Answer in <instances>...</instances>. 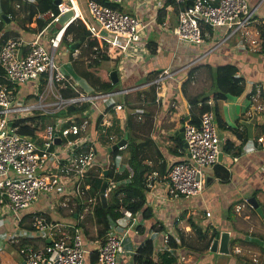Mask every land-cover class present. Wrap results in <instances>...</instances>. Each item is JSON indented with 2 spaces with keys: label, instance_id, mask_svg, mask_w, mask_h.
Returning <instances> with one entry per match:
<instances>
[{
  "label": "crops",
  "instance_id": "obj_1",
  "mask_svg": "<svg viewBox=\"0 0 264 264\" xmlns=\"http://www.w3.org/2000/svg\"><path fill=\"white\" fill-rule=\"evenodd\" d=\"M85 1L81 0L82 7L78 6L82 17L84 16L82 12L87 14L88 11L83 3ZM137 2L138 0H123L119 7L125 11H137L144 20L156 15L153 27L148 30L145 49H141V52H131L130 46L118 49L105 43L102 46V53L94 56L102 67L104 66L101 61L109 63L108 72L116 69L117 80L116 83L113 82L115 85L112 90L134 87L128 94L117 93L112 96L111 101L124 103L123 108L115 109L109 106L108 109L109 113H118L117 110L124 112V115L118 118L119 126H123L127 114L131 116L129 134L140 162V170L143 171L142 183L151 171H156L157 176H161V181L154 186L143 188L145 203L152 212L150 217L143 218L140 212H136V220L132 225L127 224L126 220L121 224L111 222L109 228L120 234L129 227L123 235V252L118 256L116 264H134L133 254L145 239L152 240L153 254L156 257L158 252L166 248L165 234L177 238V231L183 232L184 239L191 247L178 246L172 249L175 264H240L239 260L237 262L240 256L247 258L244 259L245 264H258L264 246V25L260 22L261 18H264V0H248L250 7L254 9V19L248 26L246 35L238 33L236 37L224 40H221V35L219 37L211 35L204 37L203 43L198 45L176 41L171 30L175 25V10L170 5L165 8L160 18V20L169 18L167 21L170 28L161 29L157 22L160 21L158 11L156 12L153 3L143 2L138 5ZM18 3L17 0L11 2L15 15L11 21H5L3 30L10 28L18 34H24L26 38H31L32 32L15 28L19 25H32L30 26L32 28L36 24L34 19L31 22H24L26 13ZM18 15L22 19L19 17L16 22L15 17ZM46 32L40 37L43 42L46 41V36L51 34L52 27ZM250 40L255 42L251 43ZM74 43V47H71ZM74 43L68 47L61 45L55 52L58 55L56 61L69 77L77 80L79 89L95 88L90 81L92 77L86 74V70L93 74L96 72L87 66L79 68L76 72L74 60L69 59V50L76 46L81 47L77 42ZM152 47L154 52H151ZM226 62L237 65L238 74L244 77L245 84L242 94H229L226 98L216 101L218 115L223 125L218 126L222 139L221 159L212 167L203 170L204 188L200 194L170 197L165 193L166 183L162 178L173 162L185 157L182 141L181 147L177 146V138L180 139L177 130L193 108L188 106L190 104L188 99L196 94H208L209 105L212 106L214 100L210 95L211 79L208 88L204 89L200 86L203 80L201 75L208 71L207 64L216 66ZM66 63L74 70L70 71L71 68L68 67L65 70L63 66ZM160 73L162 76L157 79ZM152 86L151 92L149 88ZM19 91V95L25 97L30 93V88L22 86L19 87ZM109 101L106 99L104 104ZM72 106L69 104L62 107L58 113L67 115L64 110L75 111ZM52 117L51 121L55 119V113ZM94 119L95 114L91 112L88 131L91 138L95 139L97 164L92 165L89 173L103 171L107 166L106 162L108 165L111 162L121 163L128 172L126 179H129L133 169L127 164L128 153L121 152L127 147L116 149V152L111 154L112 150H107V141H100L96 134ZM129 140V137H126V142ZM225 143L226 147L223 148ZM254 192L263 214H259L246 201ZM88 195H93L90 189ZM44 197L51 196L44 194L25 212L29 210L43 212L52 220L79 225L90 249L86 257L90 262L91 255L95 254V247L104 237L96 235L99 225L94 222L91 211L95 202L91 207L87 206V209L78 213L77 208L85 202L71 198L67 207L57 208L53 212L47 208L48 200ZM4 215H6L4 223L0 222V264H17L21 262V257L15 243L8 242L12 236L10 232L13 229L12 215L7 213ZM86 222H89L90 232L86 229ZM195 225L206 229L207 235L212 229L227 230L229 252H212L209 249L199 251L197 248L202 246L203 240L196 238L193 231ZM18 226L22 230L29 228L28 219H24L23 224L20 223ZM138 227L143 228L142 231ZM18 239L19 241L25 239L27 243L32 241L35 245L41 244L40 239L35 240L23 234H19ZM4 250L9 251L10 255L6 254V251L3 252Z\"/></svg>",
  "mask_w": 264,
  "mask_h": 264
},
{
  "label": "built area",
  "instance_id": "obj_2",
  "mask_svg": "<svg viewBox=\"0 0 264 264\" xmlns=\"http://www.w3.org/2000/svg\"><path fill=\"white\" fill-rule=\"evenodd\" d=\"M106 1L108 4L86 0L89 18H83L76 0H60L55 3L56 12L47 9L35 14L34 21L42 19L45 24L41 29L32 31L31 38L19 34L6 38L0 45V67L7 81L0 84V222L4 223V214L12 215L14 226L10 230L12 236L8 239L11 244L19 242V234L41 240L40 245L30 241L19 246L17 252L21 262L17 264H116L123 252L122 238L129 227L121 234L108 228L102 241L95 247V261L88 262L86 257L90 249L79 225L52 220L43 212H25L44 194L51 196L44 198L48 200L47 208L53 212L57 208L67 207L71 198L85 202L81 210L91 207L95 202L96 194L88 195L89 183L86 182L92 165L97 164L95 139L91 138L88 131L91 112L95 114L96 134L104 135L107 143L109 141L108 146L119 140L107 129L111 125L108 107L123 108L124 103H113L112 96L117 93L128 94L134 87L118 91L99 90L97 87L81 90L77 80L69 77L54 58V53L61 46L66 26L75 18H80L84 23L88 38L96 40L97 43L91 47L95 55L103 50L105 43L118 49L130 46L131 52L145 49L148 30L153 27L156 15L144 20L135 10H122L119 4L123 0ZM172 1L138 0L137 4L153 3L156 12H163L169 5L174 8L175 25L171 30L177 42L198 45L203 43L204 37L217 36L220 28L223 29L221 40L238 33L246 35L254 19V9L248 0ZM66 10H71L72 14L58 28L54 27L59 15ZM157 22L161 29L170 28L166 18ZM260 22L264 25V18ZM49 27H52V32L43 42L40 37ZM250 42L254 43L255 40ZM75 51L76 48L71 52L73 58L77 54ZM161 76L160 73L157 79ZM22 86H28L31 96H38V101L26 103V97L19 95V87ZM41 86H45V90L39 94ZM51 89L59 94L60 109L72 104L73 108H79L83 116L55 117L53 121L45 123L41 130L35 131L36 137L19 133L12 124L13 120L34 115L32 111L45 103L44 99ZM62 89H69L73 94L62 97ZM106 99L110 101L104 104ZM82 102H87V106L80 108ZM207 102L210 103L209 100ZM182 126L186 143L185 157L173 162L162 178L166 183L165 193L170 197L200 194L204 188L203 170L216 164L218 154L222 151V139L212 109L199 114L198 124L191 122L188 114ZM56 137L59 142L55 141ZM125 146L126 143L115 149L121 150ZM109 167L113 173L125 169L121 163L111 162L105 168ZM99 174L103 175L101 171ZM105 178L107 183L104 193L107 195L118 182L112 176ZM160 179L156 171H151L144 182L147 187H151ZM119 210L127 224L135 222V213L124 207ZM25 214L31 215L28 219L30 226L22 230L18 225ZM46 238L50 241H45ZM166 238L167 234L164 236L165 243Z\"/></svg>",
  "mask_w": 264,
  "mask_h": 264
},
{
  "label": "trees",
  "instance_id": "obj_3",
  "mask_svg": "<svg viewBox=\"0 0 264 264\" xmlns=\"http://www.w3.org/2000/svg\"><path fill=\"white\" fill-rule=\"evenodd\" d=\"M13 0H0V45L6 38H8L11 34H17L13 29L3 30V25L6 23L4 18L1 16L2 13L7 14L9 16V21L13 19V15H15V9L13 4H11ZM19 5H22L25 16L24 22H31L33 17L38 12H44L47 9H52L55 12L57 11L54 1L55 0H31L29 2L17 0ZM100 3L108 4L106 0H96ZM168 3H173L172 0H167ZM162 17V10L158 11V20ZM45 24V21L42 19L36 20L35 27H28L25 25H19V29L26 28L31 30L41 29ZM223 29L220 28V32L222 33ZM261 34L263 32L261 31ZM221 34H217L219 37ZM15 37V36H14ZM223 37V36H221ZM77 42L78 45H85L84 47L90 48L96 44V40L88 38V30L86 29L84 23L80 18H75L72 22H70L64 31V35L61 41V45H65L68 47L71 43ZM93 51V50H92ZM154 48H151V52H154ZM70 55V54H69ZM100 53L98 54V56ZM103 57L106 56L103 54ZM208 72L211 78V97L214 100V104L210 106L208 104L209 96L208 94H196L191 96L188 99L190 106L193 107L189 114L190 121L198 124L199 114L205 110L212 109L215 115V119L217 121L218 126H223L221 122V118L218 115L216 101L220 99L226 98L229 94L239 95L242 94L244 90V77L238 74V67L236 64L232 62H226L222 64H218L216 66L208 65ZM89 69L94 70L96 74H93L90 70H86V74L90 75L91 82L94 84L99 90H112L115 83L111 81L109 72L106 68L99 65V60L94 58L90 64L87 66ZM192 67V71H193ZM191 71V72H192ZM7 83L6 78L3 75V70L0 67V84ZM149 91H153V86L149 88ZM73 93L68 89H62L61 95L62 97L70 96ZM31 94L27 93L25 95L26 98L30 97ZM138 105V104H137ZM87 106V102H82L80 108H84ZM77 109V108H74ZM79 109V108H78ZM59 111V110H58ZM118 113H109V118L111 120V125L108 126V130L112 131L117 139H120L124 133H126V137H129V129L132 125L131 116L129 114L126 115L123 126H119L118 118L124 115L122 110H117ZM56 113V112H55ZM50 114L52 113H42L37 112L35 115L26 116L14 119L12 124L16 126L17 131L21 134H28L32 137H36L35 131L38 129V124L43 125L50 119ZM53 119V117H52ZM181 140L177 138V146L181 147ZM133 141L130 139L126 142V147L128 149V154H126L127 164L132 167L133 173L131 174L129 180L127 177V170L124 169L120 173H113V169L111 167L107 168V176H112L118 182L117 186L107 194V205L103 207L100 203V199L98 196V191L102 180L104 179L103 175H100L99 172L96 173H88L86 178L87 183H89V189L92 194H96L95 203L91 208L94 222L99 225V228L96 231V235L98 237L104 236L106 230L109 228L111 222H116L117 219L122 218V213L120 212V207L127 208L131 211V213L140 212L143 218H148L152 215L151 209L145 203V197L143 192V171L140 170V165L134 166L135 161L137 160V153L133 149ZM226 147V143L223 145V148ZM116 149H112L111 154L115 153ZM139 164V163H138ZM103 172V171H101ZM255 192L253 193V195ZM259 206L261 205L258 203ZM85 204L81 205L77 208V212L79 213L82 207ZM41 213V212H36ZM31 215L25 214L21 219V224H23L24 219H29ZM48 216V215H47ZM78 217V215H77ZM76 217V218H77ZM117 223V222H116ZM142 231L143 228H139ZM193 231L196 235V238L203 240V244L199 251L209 249L211 240L217 230L212 229V231L208 234L206 229H202L201 227L193 226ZM28 241L23 239L19 242L15 243L16 250L19 246ZM178 246H188L191 247L190 244L186 242L183 237V232L177 231L176 236H172L171 234H167L166 238V248L162 251L158 252L156 257L153 254V243L151 239H145L141 242L134 254H133V262L134 264H172L175 262V255L172 252V249ZM264 250V246H262ZM6 254H9L7 250ZM93 253V251H92ZM95 254H92L90 257V261H95ZM238 259V258H237ZM261 264V263H260ZM264 264V263H262Z\"/></svg>",
  "mask_w": 264,
  "mask_h": 264
},
{
  "label": "rangeland",
  "instance_id": "obj_4",
  "mask_svg": "<svg viewBox=\"0 0 264 264\" xmlns=\"http://www.w3.org/2000/svg\"><path fill=\"white\" fill-rule=\"evenodd\" d=\"M85 1V0H84ZM76 2L78 3V6L79 7H82V4H81V0H76ZM85 5L84 6H86V1L85 2H83ZM87 10V9H86ZM83 13V17L84 18H89V14H88V11H87V14H84V12H82ZM20 16L18 15L17 17H15V21L17 22L18 21V19L17 18H19ZM21 19H22V17H20ZM169 18H167L166 20H168ZM19 24H22V23H19ZM28 27H30V26H32V25H27ZM15 28L17 29V30H26V32H30L31 30H29V29H27V27L26 28H23V29H19L17 26H15ZM47 33V32H46ZM11 35L9 36V37H14V36H17V35H19L18 33L17 34H13V33H10ZM237 36V34H234L231 38H234V37H236ZM146 38H148V34H147V37ZM2 43V42H1ZM77 47V46H76ZM75 47V48H76ZM75 48H73L72 50H69L70 51V55H69V59L70 60H74V62H75V64H74V67H75V70H76V72L77 71H79V68H83V67H86V66H88V64H90L91 62H92V60H94V58H96V57H94L95 56V52H92L91 50L92 49H90V48H87V47H84V45H81V47H78V48H76V51L75 52H77V54L75 55L76 57L75 58H73V56L71 55V52L73 51V50H75ZM102 53V52H101ZM54 58H55V60H57L58 61V55H56L55 53H54ZM68 59V60H69ZM69 60V61H70ZM107 61H109V60H107ZM73 62V61H72ZM71 62V63H72ZM102 62V64H103V66H104V68H106L107 70L109 69V67H110V65H109V63H107V62H105L104 60L103 61H101ZM101 66V65H100ZM71 68L70 69V71L71 70H74L68 63H66L65 64V66H63V68L66 70V68ZM202 82H201V85L200 86H203V88L204 89H207L208 88V86H209V82H210V74H209V72L208 71H206V72H204L202 75ZM197 77L199 78L200 76L197 74ZM42 90H45V86H41L40 88H39V90H38V93L39 94H41V91ZM48 91V89L45 91V92H47ZM44 92V93H45ZM25 99H27V101H26V103L28 102H37L38 100V96H30V97H28V98H25ZM44 102L45 103H43V105H41V107H39V108H36L34 111H32L33 113H34V115L37 113V112H42V113H52V114H50V119L47 121V122H49V121H51L52 120V116L54 115V113L57 111V110H59L60 108L58 107L59 105H58V102H59V94H58V92L56 91V90H54V89H51L48 93H47V96L45 97V99H44ZM61 111V110H60ZM60 111H58V112H60ZM55 113V115H56V117H60V116H65V115H63L62 113ZM64 113H66L67 115H70V116H72V115H76V117H82L83 115H82V113L80 112V110H78V109H76L75 111L74 110H70V111H67V110H64ZM46 122V123H47ZM43 128V125H40V124H38V129L37 130H41ZM129 139H131V134H129ZM99 140L100 141H106V138L104 137V135H102V134H99ZM108 143H109V141H108ZM127 151H128V149H123V150H121V152L122 153H127ZM139 163V164H138ZM105 165H108V162H106L105 163ZM139 165H140V162H139V160L137 159L136 161H135V167L136 166H138L139 167ZM133 173V172H132ZM129 180V179H128ZM143 184V188H147V186H146V184H145V182L144 183H142ZM126 218H124V217H122V218H120V219H117L116 220V222L117 223H123V221L125 220ZM86 229L88 230V232H90L91 231V228H90V226H89V222H86ZM263 250V249H262ZM261 250V251H262ZM3 252H5V250L3 251ZM10 255V254H9ZM7 258H9V256H7ZM244 259H247L246 257H239L238 259H237V262H238V260H239V262H240V264H245L244 262H245V260ZM264 263V250L262 251V257H261V260L259 259V261H258V264L259 263Z\"/></svg>",
  "mask_w": 264,
  "mask_h": 264
},
{
  "label": "water",
  "instance_id": "obj_5",
  "mask_svg": "<svg viewBox=\"0 0 264 264\" xmlns=\"http://www.w3.org/2000/svg\"><path fill=\"white\" fill-rule=\"evenodd\" d=\"M60 0H55L54 3H58ZM72 14L71 10H66L64 12H62L59 17L58 20L55 22L54 26L55 27H59L62 23H64L66 21V19ZM1 16L4 18L5 21H9V16L7 14L2 13ZM75 43L71 45V47H74ZM110 78L112 80V82H116L117 80V72L116 69H112L109 72ZM177 136L180 137L183 146H186V143L184 141L183 138V126H180L177 130ZM56 142H59V138L56 137L55 138ZM126 143V133L123 134V136L117 140V142L111 144L110 146L107 147V150L110 151L112 149H115L118 145H122ZM221 159V152L218 154V160ZM103 176H107V169L105 168L103 170ZM107 180L106 178H104L100 184L99 187V199H100V203L103 207H106L107 205V198H106V194L104 193L105 191V186H106ZM246 201L253 207L255 208V210L259 213V214H263L261 207L258 204L257 198L255 197V195H251L249 196ZM228 239H229V232L225 229L222 230H217V232L215 233V235L213 236L211 243H210V247L209 250L212 252H219V253H228L229 252V248H228ZM47 242H49V238L46 240Z\"/></svg>",
  "mask_w": 264,
  "mask_h": 264
},
{
  "label": "bare ground",
  "instance_id": "obj_6",
  "mask_svg": "<svg viewBox=\"0 0 264 264\" xmlns=\"http://www.w3.org/2000/svg\"><path fill=\"white\" fill-rule=\"evenodd\" d=\"M74 3H75V5L77 6L76 2H74Z\"/></svg>",
  "mask_w": 264,
  "mask_h": 264
}]
</instances>
